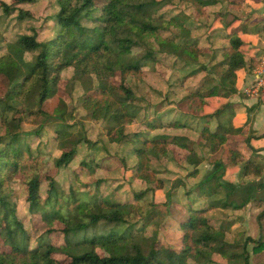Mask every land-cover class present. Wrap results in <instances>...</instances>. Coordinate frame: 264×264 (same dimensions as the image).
<instances>
[{"label":"trees","instance_id":"trees-1","mask_svg":"<svg viewBox=\"0 0 264 264\" xmlns=\"http://www.w3.org/2000/svg\"><path fill=\"white\" fill-rule=\"evenodd\" d=\"M180 1L192 6L200 17L209 7L221 4L216 21L223 28L221 30L227 32L230 47L214 50L213 65L197 68L189 75L206 72L200 86L175 105L186 123L177 119L164 121L160 116L146 126L151 131L190 129L188 120L198 119L203 124L200 140L221 147L230 137L243 133V128L235 125V105L226 100L243 95L238 87L240 73L253 74L264 50L242 38L253 33L249 31L248 21L229 8L231 3H237L235 0ZM34 2L15 0L12 5L0 2V8L5 15H17L18 21L24 22L32 16L20 6ZM163 5L157 0H59L60 10L52 18L55 36L43 40L33 28L13 42L0 41V50L6 49L0 57V77H5L11 88L6 96L0 97V238L8 247L0 253V264H63L56 255L69 259L66 264H152L159 257L158 229L153 236L147 234L149 215L141 207L146 194L155 192L153 189L135 193L132 202L110 203L100 193V181L94 185L96 191H92L90 185L80 182L79 173H75L80 186L73 187L66 196L58 192L54 178L47 177L48 198L41 210L43 213L45 207L43 219L47 228L43 235L46 240L40 245L42 250L31 251L23 221L18 217L5 182L30 170V174L24 175L27 201L33 207L40 199L42 164L29 159L34 158V150L23 129L31 117L43 119L36 134L38 137L46 126L58 121L62 123L54 133L65 145H71V149L62 153L57 162L59 169L68 167L76 159L78 145L85 143L92 150L98 144L74 135L75 125L65 122L66 114L53 117L44 108L47 101L58 94L61 74L67 69L85 91L79 106L86 112V117L95 122H106L105 136L109 144L131 147L121 152L124 171L131 174L129 179L147 187L157 183V195L165 188L166 180L159 178L157 171L149 167L151 160L175 155L192 165L189 177L199 175L203 160L196 157V143L187 137L158 136L153 139L143 132H126V126L136 121L143 111L137 103L144 99L141 85L146 67L158 61L160 55L185 65L196 63L203 55L195 43L178 44L172 38H161L165 29H170L162 23L164 16H157ZM173 21L183 25L177 18ZM258 33L256 30L254 34ZM152 40L157 48L151 47ZM140 50L145 51V55L136 60L134 53ZM117 67L122 80L133 79L134 82L116 87L112 78ZM122 89L127 96L117 98L115 93ZM53 119L58 121L52 122ZM230 153L231 157L221 162V169L241 162L239 152L232 150ZM98 167L100 164L92 160L82 162L80 168L93 174ZM213 176L211 178H216L215 174ZM242 176L264 179L263 164L254 159L247 161ZM158 204L152 202L150 206ZM218 207L219 203L211 205V208ZM211 208L186 207L182 211L178 221L182 231V249L178 252L180 264H213L216 256L226 259L228 264H250V244H253V254L264 255V211L257 217L260 239L249 237L240 245L227 241L229 228L211 224L207 216ZM58 220L64 225L62 228L55 227ZM197 234H200L198 238ZM56 237L63 239L62 246L52 244Z\"/></svg>","mask_w":264,"mask_h":264},{"label":"rangeland","instance_id":"rangeland-1","mask_svg":"<svg viewBox=\"0 0 264 264\" xmlns=\"http://www.w3.org/2000/svg\"><path fill=\"white\" fill-rule=\"evenodd\" d=\"M14 1L15 0H0V2H4L8 5H12ZM157 1H162L164 3L162 8L158 11L157 16H164L162 20L163 25L165 27L167 25L170 27V29H165L166 32L162 33L161 38H172L178 44L195 43L200 47L203 55L199 56L196 63H190L189 65L182 64L178 61L174 63L172 59L166 58L164 55L158 56V61L150 63L145 69V76L141 85L144 90V99L137 103V106L141 107L143 111L136 121L126 126V132L142 130L145 131L147 133L146 136L150 138L163 133L180 134L182 132V134H186L193 139L197 138V154L205 158L206 164L209 159L217 163L216 159L219 153L217 150L210 151L207 144L205 143V145L204 142L199 139L200 131H197L198 129L200 130V125L198 123H192L195 128L193 130H178L173 132H164L161 130L152 132L147 130L146 124L154 120L156 117L155 111H157L158 108L160 110L159 114L162 113L164 116V121L173 120L172 118H174L173 115L175 114L173 109L175 105L200 86L206 72L191 77L189 75L202 66H212L214 63L212 56H214L216 52L214 50L221 49L222 46L225 45L228 46V42L223 40L226 33L216 30L215 28L217 12L221 10L222 6L219 4L217 7H209L206 10L207 13L200 17L192 6L180 0ZM235 1L237 3H231L229 8L233 12L241 11L242 13L247 12L248 6L255 2V0H247L246 2H244L245 0ZM20 7L25 13L31 14L32 17L24 22H20L17 19V15H5L0 8V41L4 40V42L6 41L7 43L13 42L19 35L27 34L33 28L38 30L40 38L43 40L55 36L52 18L60 10L59 0H35L32 4H24ZM175 18L179 19L183 25L180 26L175 23V21H173ZM257 42L263 49L264 34L260 36V41ZM151 47L157 48V44L154 40L151 42ZM5 53L6 49H1L0 57ZM144 55L145 51L140 50L135 52L133 57L136 60H140ZM216 59H218V61L221 60V58ZM115 71L116 73L112 81L116 87L121 84L128 86L134 82L133 79H128V81L122 80L119 67H117ZM244 80L246 81L245 78H243V81ZM95 86H99L98 81L95 82ZM154 90L160 93L161 96L153 94L152 91ZM10 91L11 88L9 87L7 79L5 77H0V97L6 96ZM84 95L85 91L83 87L80 83L74 81L72 71L67 69L61 74L58 94L47 101L44 106L45 110L53 117L66 114L65 122L75 125L74 135H80L84 137L85 140L93 143L98 142V144L94 146V149H92L95 153H93L85 143L78 145V155L76 159L66 168H57V162L62 153L71 149V145H65V143L58 140V135L54 133L55 129L61 128L59 125L62 123L55 119L51 120L52 122H58L54 123L52 126H46L39 137L36 136V134L40 129L42 118H36L34 116L24 123V133L27 137H30L31 141L29 145L34 150V158L27 157L32 160H38L42 164L41 178L43 183L40 199L33 207H31L30 203L27 201L28 194L24 186L26 179L24 175L30 174V170L22 172L12 180L7 179L5 184L6 191L11 193L12 201L17 207L18 217L23 221L31 251L38 249L42 250L40 245L42 241L46 240L43 235L47 228L43 219L45 207H43V213L41 210L44 202L48 198L49 181L46 180L47 177L54 178L58 192L61 194L64 193L66 196L70 195L73 187L80 186L75 178V173H79L80 182L85 185H90L92 191H96L94 185L100 181L102 182L100 193L104 199L108 200L110 203L132 202L135 193L139 194L149 188L155 190V192L157 191V183L147 187L133 179H129L131 174L128 172L125 173L124 171L121 152L129 150L131 147L128 144L115 146L108 143L105 136L107 127L106 122L92 121L89 117H86V112L80 108L79 103ZM165 95L169 97L165 99ZM115 96L117 98H123L127 96V92L122 89V92L115 93ZM152 105L157 106L153 107ZM178 118H181V116ZM182 120L184 119L182 118ZM1 127L2 122L0 119V130ZM92 160L100 164V167L96 168L93 174H89L80 168L82 162ZM219 163H221V161H218V164ZM189 165L190 163L188 164L181 161L179 155H175L172 158L161 156L158 159L151 160L149 165L151 169L157 171L159 178L166 180L163 191L158 192L157 195H155V192H148L141 203L143 212L149 215V225L146 229L147 234L153 236L156 229H158V241L160 246L157 250L159 252V257H156L152 264H180L178 252L182 248L178 249L180 242L178 237L180 236L181 226L178 221L184 208L194 207L200 209L198 203L203 200L208 201L206 205L208 206L215 200L221 198L226 199L224 196L222 197L224 194H220L219 191L221 190L217 187L218 183L221 185L227 184V182L224 181L225 174L223 173L226 169H221L220 167L213 173L216 178H210L209 182H213L215 186L210 191V193H213L212 196H210L209 193L206 192V186L199 187V185H197V182L204 179L203 175L189 177L192 170ZM210 165L209 169H207L208 171H212V169L214 170V168H216V165L214 166L213 163L211 164V161ZM195 187H197L198 190L194 192L193 188L195 189ZM216 190L219 191L214 193ZM189 191L193 192L188 194L187 192ZM223 192L224 191H222V193ZM214 195H216V197H214ZM159 199H164V201L160 203L161 201H159ZM152 202L159 204L153 207L150 206ZM148 211H151V213H148ZM240 215H232V217H229L230 219H227L225 222L227 226L235 225V228H238L236 231L230 230V236H234L240 231L243 234V237L238 243L240 245L249 237L254 240L260 239L262 235L257 222L258 214L256 217L254 216V219L249 218L247 221H245L244 216ZM54 225L56 228H62L64 226L59 220L55 221ZM119 230L124 231V228H119ZM199 235L200 234H197V238ZM52 244L59 247L64 244V241L61 237H56L52 240ZM252 249L253 244H250L248 246L251 258L250 264H264V255H255ZM5 250H8V247L0 238V253ZM55 257L63 264L69 262V259H66L65 256L56 255ZM222 259L228 264L226 259Z\"/></svg>","mask_w":264,"mask_h":264},{"label":"crops","instance_id":"crops-1","mask_svg":"<svg viewBox=\"0 0 264 264\" xmlns=\"http://www.w3.org/2000/svg\"><path fill=\"white\" fill-rule=\"evenodd\" d=\"M246 1L247 0H245L244 2ZM247 9H248L247 12H245L246 14L242 13L241 11L234 12L240 16H243L244 21H248L249 31L253 33V34L243 35L242 38L247 43H250L253 46L258 47L261 50L262 48L258 44L257 41H260V36L264 34V0H255V2L251 3V5L248 6ZM219 12L220 10L217 13ZM215 26H216L215 27L216 30H219V31L223 30V28L221 27L220 24L217 23V21L215 23ZM256 30H258L259 32L258 34H254ZM225 33L227 36V32ZM226 36L223 37V40L228 42V46L225 45V46H222V48L230 47L229 40L226 38ZM239 77L240 78H239L238 87H239L240 92L243 95H236L232 97L231 99L226 100V102H231L235 105V112H236L235 125L239 128L242 127L243 133L241 135L230 137L228 143L221 147H213L207 144V146L210 148L209 149L210 151L211 150L218 151L219 154L217 156L218 158L216 159L217 163L212 162V160L209 159L206 164L205 158H202L200 155L197 154V151H198L197 147L196 145L194 146L196 150V153H195L196 157L203 160L202 164L199 166V172H200L199 175L201 176L203 175L204 179L197 182L198 183L197 185L200 184L202 187L206 186L207 187L206 192H208L210 196H212L213 194V193H210V191L215 186L213 182H209V181H210V178L213 176V173H215V171H217L221 167V163L218 164V161H221L222 163H224L228 158L231 157L230 152L232 150H235L236 152H239L242 155L241 162L237 163L236 165L229 166L226 169V171L223 172L225 174L224 181L227 182V184L221 185L218 183L219 185L217 184V187H219L221 191L219 190L214 191V193L219 191L220 194H224L222 195V197L224 196V198L226 199L221 198L219 200H215L208 206H206L208 204L207 200H203L200 203H198V206H200L199 207L200 209L211 208V205L213 203L220 204V207L211 208L207 214L208 218L211 221V224L218 228L221 226H227L225 222L227 221V219H230L229 217H232V215L241 214L240 216H244L245 221H247L249 218L254 219L257 216V214L260 213V211L264 210V179L263 178L253 179L252 176L248 178H243L242 176L245 164L249 160L254 159L255 162L262 163L264 166V96L259 98L258 96H255V95L251 96L246 93V90L254 82L253 74H249V73L245 74L244 72H241ZM243 78H245L246 81L245 80L243 81ZM155 92L156 91L154 90L152 93L156 94ZM166 96L167 95H165L164 97ZM152 106L154 107V105ZM173 110L175 111V114L173 115L174 118H172L173 120L177 119L181 122L186 121L184 117L178 114L177 112L178 110L176 106L174 107ZM159 111H160L159 108L157 109V111H155L156 117L154 118V120L159 118L160 115L162 114V113L159 114ZM179 116H181V118H178ZM161 117H164L163 114L161 115ZM182 118L184 120H182ZM173 120H169V121H173ZM194 122L200 125V130L198 129L197 131V132L200 131L199 132V139H200V134H201L203 124L198 119L188 120V124L192 126V128L190 129L189 128L187 129H161V131H164V132L172 131L173 132V131H178V130L179 131L193 130L195 129L192 124ZM155 131H159V129L154 130L152 132H155ZM137 132H143L147 135V133L142 130L136 131V132H127V133L131 134V133H137ZM158 136H169L171 138L175 136H182V137H187L190 141L194 143H196L197 141V138L193 139L186 134H182V132L180 134L163 133V134H158L157 136L152 137V138L156 139L158 138ZM167 158H172V157H167ZM210 161H211V164L213 163L214 165L215 163L216 165V168H214V170L212 169V171L207 170L211 166ZM190 165L189 167L190 169H192L191 168L192 165L191 166ZM197 190H198L197 187H195V189L193 188L194 192ZM222 191L224 192L222 193ZM214 197H216V195H214ZM164 199H159V201H161L160 203H162ZM224 204H227L228 206H231V207H224L223 206ZM195 209H198V208H195ZM227 228H229V230H232V231L234 230L236 231L238 229V228H235V225L233 226L229 225L227 226ZM229 233L227 234V241L229 243L234 242L238 244L241 238L243 237V234L240 231L237 232L234 236H230ZM181 237H182V233L180 231V236L178 237V239L180 240ZM180 248H182V245L179 242L178 249ZM213 261H214L213 264H227L225 260H223L222 257H219V256L214 257Z\"/></svg>","mask_w":264,"mask_h":264},{"label":"built area","instance_id":"built-area-1","mask_svg":"<svg viewBox=\"0 0 264 264\" xmlns=\"http://www.w3.org/2000/svg\"><path fill=\"white\" fill-rule=\"evenodd\" d=\"M254 82L246 90V93L251 96H258L261 98L264 96V55L259 59V63L255 68L254 72Z\"/></svg>","mask_w":264,"mask_h":264}]
</instances>
